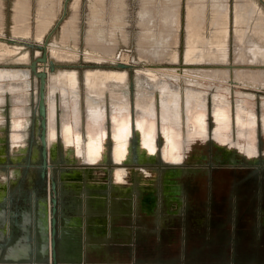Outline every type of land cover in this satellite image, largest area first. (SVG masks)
<instances>
[{"label": "crops", "instance_id": "0c3cea01", "mask_svg": "<svg viewBox=\"0 0 264 264\" xmlns=\"http://www.w3.org/2000/svg\"><path fill=\"white\" fill-rule=\"evenodd\" d=\"M208 10L209 16L207 15ZM231 18L234 25L236 49L255 48L264 54V10L256 0H235L232 6H230L229 0H187L184 26L186 31L185 60L187 59L189 63H202L206 53H217L222 48L229 47V22ZM208 20L212 29L210 34L206 35L203 31ZM166 21L167 29L163 30V35L151 40L149 45H142L145 49L160 48L170 52V54L174 52L176 54L177 50H169V47L172 45V36L178 33L179 12L176 10L169 19L166 18ZM175 39L176 36L174 42H176ZM207 59L213 60L211 56ZM12 79L11 75L2 76L3 85H9L10 89H7L8 92H5L4 100L0 102V258L12 256H29L30 258L34 256L37 248L33 213L36 206L42 201L40 197L46 178L41 177L39 168L14 167L10 163L11 159H15V148L17 147L12 146V143L23 144L28 137V116L33 110L30 109L26 116H18L17 119L24 121L16 126L14 122L16 117L12 116L14 102L10 93L12 92V85L15 84L13 83L15 80ZM57 79L60 82L59 86L64 87L66 93H78L80 95L81 106L78 72L58 75ZM127 82L128 73L119 69L99 68L86 71L85 83L87 88L84 97L86 134V104L91 107L90 113H99L96 106L104 105L103 111L107 113L106 128L110 134L111 126H116V129L120 128L117 126L118 122L115 125L114 122L111 123L110 113H118V121L122 118L121 114L124 113L125 105H127L125 102L127 98L124 95L128 93ZM32 84L28 90L31 89ZM135 84L133 109L135 119L136 113L140 114L138 116L140 119H150V114L155 113L154 117L164 123L163 126L173 140L176 142L182 140V144H185L180 135L184 122L187 125V132H190L193 124L198 132L206 134V129L199 123L197 116L200 112L207 111L208 90L188 85L181 90L180 83H175L163 76L147 73H137ZM156 93H158V97ZM220 94V92L215 91L211 94L213 109L225 107L228 112L233 110L246 125L256 124V128L261 129L262 132L261 114H257L255 111L256 116L248 104H233L231 100L223 98V95ZM102 99H104V103ZM57 102L60 103V98ZM27 106L31 108L28 102ZM211 114L212 112L210 118ZM59 121L58 128L61 129V121ZM232 122L234 125V121ZM262 124L264 127V120H262ZM15 133L17 137H15ZM221 133L222 129L217 127L214 129V137ZM82 143H84L83 140ZM107 143L108 153L104 160L114 161L113 164L108 162L107 166H101L104 163H87L88 167L72 168L70 171L48 169L47 182L51 178L55 179L58 197L60 232L57 234L59 243L56 247L62 255L78 256L82 260L85 256H89L92 258L90 264H126L119 262L124 255L134 256L138 254L137 250L142 249L143 245L146 249L152 248L146 240V243H142L143 240L139 236L141 230L136 227L137 221H140L138 218L142 215L147 217L150 213L149 208H153L152 205L140 202L142 200L139 195L143 183L142 178L147 177L148 179L144 185L158 183L161 186V181L167 173L163 168L139 171V167H125L120 160L114 159L113 154H111L110 138ZM136 144L138 143L136 142ZM20 149H24V147H20ZM75 152L79 161L99 160L102 157V154H95V156L88 152L85 154V151L81 153L75 150ZM245 154L251 159H255L257 156L256 149L254 150L252 147L251 139L245 143ZM114 168L122 169L121 174L114 172ZM115 175H122V178L116 179L114 178ZM218 175L217 182L221 185L222 177L228 174L220 173ZM232 175L236 176L234 180ZM229 177L232 178L229 181L235 185L252 184L264 189L263 167L239 168V171H235ZM226 179L227 177L224 178V181ZM49 191L51 194L50 189ZM243 207L256 210L252 216L253 219L246 221L256 227L253 237L238 241L233 238L230 244L220 245L217 249L230 250L228 252L230 254L264 255V199L259 198L255 200L254 205L248 203ZM61 229H63L62 233ZM38 247L42 248L39 242ZM185 247V244L181 245V249ZM48 250L50 253L51 248ZM0 264L31 263L28 261L20 263L1 261Z\"/></svg>", "mask_w": 264, "mask_h": 264}, {"label": "rangeland", "instance_id": "374dc122", "mask_svg": "<svg viewBox=\"0 0 264 264\" xmlns=\"http://www.w3.org/2000/svg\"><path fill=\"white\" fill-rule=\"evenodd\" d=\"M16 0H0V41L12 43L8 38L12 37L15 39L14 44L22 45L20 50L17 52L20 55V51H27L29 54V60L27 62L19 61L17 55L8 56L0 59V68H24L28 67L30 60L41 53H38V47L36 45L28 46L24 42L31 43H42L47 37L48 43L51 41L61 40L60 25L69 16H74V23L72 29L67 32L75 34L77 41L69 38L67 43L72 47L76 44L78 50V58L73 61H56L50 56L48 51V59H52L55 62V70L64 69L68 72H78L80 79V92H81V132L80 134L74 135L72 124L67 125L65 132L68 134V145L71 150L78 151V144L81 140H87V134L85 130V73L90 69H126L128 72V82L127 89L129 92L130 99V113L125 117H122L119 121L117 116H114V120L118 122L116 132L111 136L109 131L100 134L96 139L86 143L87 151L95 154H104L107 149V142H111V150L114 159L120 161H126L129 154V144L130 139L136 136L138 143V152H144L145 156L158 157L157 161L154 163H159L161 161L160 156L165 160L164 166L176 168L181 167H191V168H210L214 165L216 166V161L213 159V154L215 152L214 142L219 145L222 150L226 153L227 151H238L241 154H245V143L248 139H251L256 147L257 158L252 160H243L242 162L233 164L234 166L243 167H263L264 168V127L262 124V117L264 114V87L252 84H242L235 83L234 71L236 68H249L252 70L264 69V65L258 63L237 65L232 62L233 50L235 46L234 40V25L232 18L230 20V38H229V50H230V61L229 69L231 70L228 80H211L203 76L196 77L195 74L201 70V68H211L213 65H194L188 64L185 60V14L187 9V0H68L66 12L63 14V2L64 0H20L14 3L15 11H13V2ZM72 1V2H71ZM235 0H229L230 6L233 5ZM264 10L263 0H256ZM74 3V7L69 9V4ZM40 3V4H39ZM19 5V6H18ZM22 6V8H21ZM25 8H24V7ZM41 6V7H40ZM23 10H21L20 8ZM19 8V10H17ZM180 14V26L177 35H173L171 38L172 45H170L169 50H177L178 61L174 64L167 63L165 60L169 59V55H164L161 61L157 59L144 58L140 59L138 55L139 45H149L151 40L154 38H160L163 35V30L167 29L166 18H170L175 11ZM18 11V12H17ZM22 11V12H21ZM14 12V15H13ZM34 12V13H33ZM22 13V14H21ZM207 15L209 16V10ZM13 16L14 20L18 25L29 27V34L24 37L14 36L13 34ZM17 19V20H16ZM68 19V18H67ZM53 20V21H52ZM52 22V24L50 23ZM47 23V24H46ZM49 23V24H48ZM64 23V22H63ZM37 25L39 28L48 29L42 38L36 36ZM46 25V26H45ZM63 25V24H62ZM48 27V28H47ZM212 27L209 24V20L205 24L204 34L209 35ZM91 34H90V33ZM175 33V32H174ZM66 34V33H64ZM176 34V33H175ZM96 35V36H95ZM27 36V37H26ZM36 36V37H35ZM95 36V37H94ZM176 39L174 42V37ZM37 39V40H36ZM42 39V40H41ZM39 40V41H38ZM75 42V43H73ZM98 49L100 51H106L107 53H115L116 57L113 60L105 59L95 62L93 60H88L86 55L88 54L87 49ZM14 58V60H13ZM8 61V62H7ZM7 62V63H5ZM13 62V64H12ZM127 62V63H126ZM123 65H121V64ZM3 64V65H2ZM6 66H5V65ZM41 64V63H40ZM39 64V66H40ZM160 64V65H159ZM13 66V67H7ZM42 66V65H41ZM206 66V67H205ZM211 66V67H210ZM240 66V67H239ZM159 67V68H158ZM172 67L178 69V76L180 78L179 83L181 90L186 87V80L200 81L206 84H211L209 88V96L207 101V111L200 112L197 116L199 123L205 127L206 134L198 132L195 125H191L190 132H187L186 122L182 125V131L180 133L181 138L185 141V144L176 142L173 140L171 135L168 134L166 129H162L160 125V120L157 117L147 119H135L134 118V102H135V76L138 69L140 70H150L154 73L160 75V69ZM149 68V69H147ZM155 68V69H154ZM186 68H189L186 72ZM258 68V69H257ZM158 69V70H157ZM160 70V71H159ZM185 70V71H184ZM197 70V71H196ZM48 71H51L48 68ZM52 72V71H51ZM201 72V71H200ZM199 73V72H198ZM233 78V79H232ZM37 77L31 74L32 87L29 90V100L28 104L31 106L30 109H34L36 104V87H37ZM203 79V80H202ZM235 84V85H234ZM217 85H224L229 87V96L233 101L237 91H243L245 93H253L254 99L253 107L257 114L260 115L261 129L256 128V124L246 125L239 115L235 111L228 112L225 107H217L213 109L211 103V94L216 90ZM32 90V91H31ZM107 93V92H106ZM108 94V93H107ZM157 97H158V93ZM11 98V95H10ZM211 118H210V113ZM256 113V112H255ZM256 114V116H257ZM29 125H28V137L25 139L23 144L12 143L15 148L14 160H10V163L14 167L20 168H33L38 169L39 163V151L37 155H33V148L36 145L37 134L35 131V117L33 110L29 113ZM131 118V119H130ZM212 119V124H211ZM234 121V125L232 124ZM59 121V120H58ZM185 121V120H184ZM60 122V121H59ZM157 122V123H156ZM128 123V124H127ZM134 123V125H133ZM156 123V124H155ZM207 124L208 127H207ZM19 124H16L18 126ZM15 126V129H16ZM59 126V123H58ZM222 129V133L214 137L215 128ZM118 128V127H117ZM128 128V129H127ZM157 128V129H156ZM172 128V127H170ZM211 131V132H210ZM60 133V136H59ZM151 133V134H150ZM57 135L55 137L56 141L61 140L62 144V132L60 127H57ZM212 135V136H211ZM15 137H17L15 133ZM141 141V142H140ZM59 142V141H58ZM143 144V145H142ZM63 145V144H62ZM1 147V146H0ZM24 147V149H20ZM64 147V146H63ZM122 147V148H121ZM124 147V148H123ZM145 147V148H144ZM149 147V148H148ZM261 151V156L258 154V148ZM57 152H60L59 144H57ZM144 150V151H143ZM20 151V152H19ZM85 151V150H84ZM133 151V150H132ZM22 153L21 155L19 153ZM169 153V154H168ZM216 153V152H215ZM86 154V153H85ZM125 155V156H124ZM25 156V157H24ZM126 157V158H123ZM247 157V156H246ZM18 158V160H17ZM24 158V160H23ZM28 160H26V159ZM62 158V157H61ZM248 159H251L247 157ZM102 159V157H101ZM99 159V160H101ZM57 160L61 162V166L65 168H82L88 167L87 163H98L99 160H82L77 161L79 164H66V162L60 159L57 155ZM103 161V160H101ZM70 162V161H69ZM109 162V161H108ZM106 160L100 162L104 163L101 166H107ZM110 163V162H109ZM130 163H133L130 162ZM161 163V162H160ZM172 163V164H169ZM54 164V163H53ZM221 165L227 166L229 164L222 163ZM94 168V165H92ZM91 166V167H92ZM97 167L99 165H96ZM123 166L132 167V164H125ZM156 166V165H154ZM58 170V168L54 167ZM50 169V168H49ZM146 171V169L140 168L139 171ZM122 169L114 168V172H120ZM167 175L163 177L161 181V186L158 183H150L147 185H142L141 191L143 193L139 194L141 198L147 190L151 191L154 198L160 199V191L168 192L169 199H179L183 203L186 211L184 214L194 212L188 206H195L194 209L199 213L211 214L212 211L209 203L205 201L209 200H222L224 204L222 205V215L232 216V215H248L252 216L255 213L254 208H245L243 205H248L243 203L242 200L253 199L252 205H254L255 200L259 198L264 199V189L262 187H255L252 184H238L235 185L229 180L231 177H222V184L217 182L219 177L215 176L211 171L207 173H191L186 177L174 169L166 170ZM168 176V177H167ZM148 182L147 177H143ZM216 180V181H215ZM196 183V184H195ZM195 184V186H194ZM152 188V189H151ZM261 192L262 195H261ZM179 193V194H177ZM247 193L251 196H247ZM200 200V203L196 204V201ZM195 203H191V202ZM238 207H234L237 206ZM233 206V207H232ZM183 209V208H182ZM156 214H159L158 212ZM255 233L253 231L252 235ZM185 232L180 230L174 231L175 238V248H181L182 243L185 241ZM233 237L225 236L223 245L230 244ZM235 239V238H234ZM184 249L191 247L190 244H185ZM191 249V248H190ZM50 254V253H49ZM243 255L237 254L236 257L239 261H244L248 263H264V259L258 261L257 258L248 257L243 258ZM192 256H184L189 262H194L191 258ZM186 260V261H187ZM226 261V260H224ZM223 261V262H224ZM231 262V261H229Z\"/></svg>", "mask_w": 264, "mask_h": 264}, {"label": "bare ground", "instance_id": "6f19581e", "mask_svg": "<svg viewBox=\"0 0 264 264\" xmlns=\"http://www.w3.org/2000/svg\"><path fill=\"white\" fill-rule=\"evenodd\" d=\"M18 1H20V0H18ZM15 2H17V0L13 2V11H15V8H14ZM71 2L69 4V9L74 7V3H71ZM19 8H17V10H19ZM21 8H22V6H21ZM253 14H254V12H253ZM13 15H14V12H13ZM67 18L63 21L64 23L62 22L60 25V33H61L60 42L51 41L49 43L47 42V44H46L47 56H48V51H49L50 56L53 57L58 62H60V61H63V62L64 61H66V62L73 61V60L77 59L78 55H79L78 50L76 48V44H74V46L72 45V47H71L69 45V43H67V40L69 41V38L74 39L73 41H75V42L77 41V37H75V34L73 35L72 33H69V34L67 33L73 27V23L75 21L74 16L68 15ZM50 23L52 24L51 21H50ZM12 30H13L14 36H21V37L28 35L30 32L28 26L24 27V26L18 25L17 22L14 20V16H13V28H12ZM47 30L48 29H46V28L45 29L39 28L37 25L36 36L38 38H42L44 36V33ZM64 33H66V34H64ZM75 42H73V43H75ZM21 46L22 45H17L16 43L14 44V42L8 43V42H5L4 40H1L0 41V59L3 60V58H6L8 56H12L14 54L18 55L19 53H17V52L20 50ZM87 51H88V54L86 55V58L90 61L93 60L95 62H97V61L99 62L100 60H105V59L113 60L116 57L115 53H111V52L107 53L104 50L100 51L98 49L93 48L91 50L87 49ZM20 53H22V54L21 55L19 54L20 56L18 57V60L27 62L29 60L28 52L27 51H25V52L20 51ZM38 53H41V51L38 50ZM167 54L169 55V59L165 60V62L174 64L178 61V52H176V54H175V52L170 54V52H167L166 50L163 51L160 48H157L155 50H149V49H145L142 45H139V47H138V55H139L140 59L150 58V59H154V60L157 59V60L161 61L163 58H165L164 55H167ZM205 55H206V57L202 63H189L188 62V64L213 65V67L210 66L211 68H201V70H200L201 72L198 71L199 73L198 72L192 73V71H194V70H190V74H195L196 77L203 76L206 78H210L211 80H213V79L218 80V81L219 80H221V81L222 80H225V81L228 80V76L230 75V72H231V70L229 69V66H228L229 61H230L229 47L222 48L220 50V52L208 53V54L206 53ZM209 56H211V58H213V60L207 59V58H209ZM170 58H176V59H170ZM13 60H14V58H13ZM231 60L234 64H237V65L252 64V63H258L260 65H264V54L260 50L255 49V48L254 49L248 48L246 50L239 48V50H237L236 47L234 46L233 58ZM186 61H188V60L186 59ZM39 64H40V66H39ZM37 66H38V69H45L47 72V75H46V115H47L46 142H47V147L51 146V144L56 141L55 137H56L57 127H58V120H60L61 121V132H62V137H63V140H62L63 143L62 144L66 149L69 150L70 148L68 145V134L65 132L67 125L72 124V127H73L72 129H73L74 135L80 134V132H81L80 95L78 93H72V94L66 93L65 88L62 86H59L60 82L58 81L57 76L62 75V74H68V73L71 74V73H74L75 71L74 72H68L64 69H60L57 71H54L55 69H53V70H51L52 72L48 71V61L46 63L39 62ZM97 69H99V68H97ZM147 69H149V68H147ZM187 69H189V68H186V72L189 71ZM252 69L236 68V70L234 71L235 83H238V84L239 83H242V84H249L250 83L252 85H257L259 83V85L264 87V69H261V70H260V68H259V70H252ZM119 70L128 73L126 69H119ZM160 70H159L160 71L159 76H163L164 78H166L168 80L174 81L175 83H179L180 78L177 74L179 72L177 68L166 67V68H161ZM88 71H90V70H88ZM115 71H118V70H115ZM137 73H147V74H156V75L158 74L157 72L154 73L150 70H145V69L144 70L138 69L136 74ZM31 74H33V73L30 72L29 67L0 68V102H2L4 100L5 92L7 91V89L8 90L10 89L9 85L8 86L3 85L2 76L3 75H11L13 78L12 80H15V82L13 81V83H15V84H13L11 87L12 92H10V91L9 92L12 94V99L14 102L13 107H12V116L16 117L14 119V122L16 124H21L24 121L22 119H17V117L18 116H26L30 110V107L27 106V102L29 100V95H28L29 90L28 89L30 88V86L32 84ZM47 83H48V86H47ZM186 83H187L186 85H188V86H194V87H198V88L205 89L208 91H209V88L212 86L211 84H206V83H203L200 81H193V80H189V79L186 80ZM215 92H220L221 93L220 95H223L222 96L223 98L229 99L232 101V99L229 96V87L228 86L217 85ZM124 95L127 98V99H125V102H127V105H125L124 113L121 114L122 117H124V116L126 117L130 113L129 92L125 93ZM58 98H60V103H59L60 109H59V104L57 102ZM253 99H254L253 93H250V92L245 93V92L240 90V91H237L235 94L234 103H236L238 105L239 104H245V105L248 104L252 108V111L255 112V109L253 107V101H252ZM102 101L104 103V99H102ZM262 103L264 106V99H263ZM103 107H104L103 104L100 106H96V108H98L99 113H92V112L90 113L91 107L86 104V111H87L86 126H87V134L88 135H87V140L83 141L84 143H82V140L79 142V144L77 146L79 152L82 153V152H84L83 150H85V153L88 152L89 154L95 155V153L87 151L86 143L92 141L93 139H96L100 134H104V132L108 131L106 128L107 113L105 111H103ZM118 115H119L118 113L117 114L110 113V117H111L110 120H111L112 124H113V122H114V125L117 124L118 120L117 121L114 120V116L118 117ZM139 115L140 114L136 113V116H135L136 119H140V118H138ZM155 115H156L155 113L150 114V116H151L150 119L154 118ZM91 117H92V119H91ZM262 120H264V114H263ZM160 123H161L162 129H166L163 126L164 123H162V122H160ZM110 131H111V136H113L116 132V126H114V127L111 126ZM166 131H167V129H166ZM252 147L254 148V150L256 149L253 142H252ZM75 150H77V148ZM135 152L136 153L138 152V144L135 145ZM123 158H126V157H123ZM256 158H257V156L255 157V159ZM114 178L121 179L122 175H119V176L115 175ZM142 181H143L142 185L146 184V180L144 178H142ZM48 203H49L48 206H50V202H48ZM48 209H49V207H48ZM48 215L50 217L49 210H48ZM46 248H47V251L49 252L48 249L51 248L50 240H49Z\"/></svg>", "mask_w": 264, "mask_h": 264}, {"label": "flooded vegetation", "instance_id": "af4514ba", "mask_svg": "<svg viewBox=\"0 0 264 264\" xmlns=\"http://www.w3.org/2000/svg\"><path fill=\"white\" fill-rule=\"evenodd\" d=\"M60 136V133H59ZM56 137H58L56 132ZM59 141V142H58ZM137 142L136 136L130 139L129 144V154L126 161H121L123 165L132 164L135 167L143 168V169H166L169 168L174 169L176 171H180L182 175L185 177L191 173H207L208 171H211L215 176H218L220 173H227L228 175L225 177L230 176V174H233L235 171H239V168H246L243 166H234L233 164L242 162L243 160H252L245 157L244 154H240L238 152H229L226 153L222 150V148L217 145L214 142L215 146V152L213 154V159L216 161V166L210 168H191V167H181L176 168L175 166L171 167H162L164 164V159L162 156L161 163L159 162L154 163L157 161L158 157H152V156H145L144 153L139 150V152H135V145ZM57 144H59L60 152H57ZM258 148V153L261 155V151ZM48 149V147H47ZM133 150V151H132ZM111 152V151H110ZM54 153V154H53ZM107 149L106 152H104L102 159L103 161L105 157H107ZM112 154V153H111ZM110 154V155H111ZM57 155L60 156V159L64 160L66 162L67 159H69L70 162L66 164H79L76 163L78 160V155L75 152V150H68L61 144V140L55 141L51 144V153L49 156L52 159H55L57 162ZM62 157V158H61ZM99 160L98 164L100 162H103ZM133 163H130L132 162ZM108 162V161H107ZM111 164H113L114 161H110ZM52 162V169H55L54 167L58 169H63L65 171H70L72 168H63L61 166V162H59L60 166H57L56 163ZM222 163H227L229 165L224 166L221 165ZM96 164V163H95ZM102 164V163H101ZM108 165V163H106ZM172 164V163H169ZM156 165V166H154ZM49 167V168H51ZM127 167V166H125ZM248 168V167H247ZM232 178H236V176L232 175ZM216 181V180H215ZM196 184V183H195ZM194 184V186H195ZM196 187V186H195ZM143 193L142 191L140 194ZM148 193V194H147ZM179 194V193H177ZM148 195V196H147ZM156 195H153L151 191L147 190L145 194H143L141 203L152 205L153 208H149L150 213L147 215V217H139L140 221H137L138 230H141L139 232V236L141 240H143L142 243H149L152 248L146 249V247H142V249L137 250L139 253L132 256V255H124L120 258L121 263H130V264H264V263H248L244 261H239L236 257L237 254H230L228 253L230 250L225 249H217L220 247V245H223L225 236H231L238 241L239 239H245V238H252L253 231L256 227L254 225L250 224L249 222H246L247 220L253 219L252 216L248 215H232V216H226L222 215V206L224 204L223 199L222 200H209L205 201V203H209V206L211 207L212 211H210L211 214L206 213H199L197 210L194 209L195 206H188V208H191L194 212L191 213H185L186 209L183 203L179 199L173 200L169 199L168 193L160 191V199L154 198ZM247 196H251L247 193ZM150 197V198H149ZM147 198V199H146ZM200 200L196 201L197 203ZM243 203H253V199H247L242 200ZM192 204L195 203L194 201L191 202ZM156 206V207H155ZM244 206V205H243ZM155 207V208H154ZM183 208V209H182ZM250 208V207H246ZM143 212V210H141ZM159 214H156V213ZM180 230L186 233V237L184 235L185 241L182 244H190V248L181 249V248H175V238H174V231ZM146 240V242H145ZM36 243V241H35ZM59 243V239L56 235V245ZM55 245V254L57 262L56 264H73V263H89L92 262V258L89 256H85L84 260L80 259L78 256H70V255H62L59 253L58 248ZM36 252L34 253V256L30 257V261H28L31 264H52L53 259L50 254L47 251V248L43 249L39 248L36 243ZM247 252V251H245ZM50 255V256H49ZM243 255V258L248 257H254L257 258L258 261L260 259H264V255H251V254H239ZM184 256H192L194 262H189ZM99 258V257H98ZM62 259L66 261H61ZM187 260V261H186ZM226 260V261H224ZM224 261V262H223ZM231 261V262H229ZM25 262V261H24Z\"/></svg>", "mask_w": 264, "mask_h": 264}, {"label": "water", "instance_id": "95a60500", "mask_svg": "<svg viewBox=\"0 0 264 264\" xmlns=\"http://www.w3.org/2000/svg\"><path fill=\"white\" fill-rule=\"evenodd\" d=\"M68 0H64L63 2V14L66 12ZM9 41H15L14 38H8ZM48 42V38L46 37L42 43H31L24 42L28 46L36 45L38 49L41 50V54L34 56L29 64V70L31 73L35 74L37 77V87H36V104L33 109L34 119H35V131L37 134L36 145L33 148V155H37L39 151V169L40 175L43 178H46L45 186L43 187V193L41 195V203L36 206L33 213V221H34V232H35V241L38 246V242L40 243L43 249L46 248L49 240L51 246V256L53 259L52 264H56V254H55V245H56V235L60 232L59 221H58V197L56 191V181L51 178L47 182V174L49 167L52 166V162L56 163L57 166H60L59 162L55 159H52L49 154L51 153V146H48L46 142V125H47V115H46V75L47 72L45 69H38V63H46L48 61V68L50 70L55 69V62L52 59H48L46 44ZM121 64V63H120ZM123 65V64H121ZM69 162V159L66 160V163ZM52 168V167H51ZM51 190V194L50 191ZM48 202H50V206H48ZM38 204V203H37ZM49 209H48V207ZM48 210L50 213V217L48 215ZM63 229H61V233ZM1 261H7L11 263H20L23 261H30L29 256H12L7 258H0ZM66 261L64 259L61 260Z\"/></svg>", "mask_w": 264, "mask_h": 264}]
</instances>
